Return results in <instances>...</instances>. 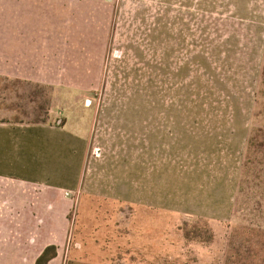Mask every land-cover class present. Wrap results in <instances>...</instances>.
Here are the masks:
<instances>
[{"label":"rangeland","instance_id":"1","mask_svg":"<svg viewBox=\"0 0 264 264\" xmlns=\"http://www.w3.org/2000/svg\"><path fill=\"white\" fill-rule=\"evenodd\" d=\"M43 116L88 139L85 174L128 152L171 204L55 199L49 264H264V0H0V124Z\"/></svg>","mask_w":264,"mask_h":264},{"label":"crops","instance_id":"2","mask_svg":"<svg viewBox=\"0 0 264 264\" xmlns=\"http://www.w3.org/2000/svg\"><path fill=\"white\" fill-rule=\"evenodd\" d=\"M88 144L85 136L62 125L0 124V241L18 247L20 254L22 246L31 247L33 241L38 245L37 238L43 242L37 255H26L25 261L36 263L47 247H56L50 243L54 223L49 218L55 199L78 192L125 207L162 211L169 206L159 170L155 174L143 164L142 172L135 174L128 152L119 170L99 166L93 175L85 174ZM25 194L28 201L24 198L22 207ZM6 197L12 207L4 205ZM68 211L61 212L64 219Z\"/></svg>","mask_w":264,"mask_h":264},{"label":"trees","instance_id":"3","mask_svg":"<svg viewBox=\"0 0 264 264\" xmlns=\"http://www.w3.org/2000/svg\"><path fill=\"white\" fill-rule=\"evenodd\" d=\"M19 84H21V81H18ZM24 85L32 87V85L29 82H23ZM38 86H35L37 88ZM39 117L38 119L36 118L35 121H33L31 124H48V121L46 119V116ZM261 143H264V141H258L255 137H250L247 143V153L245 155V160H246V165L253 163V159L257 153V149L263 148L264 145H261ZM256 151V152H255ZM253 155V156H252ZM245 165V166H246ZM57 256V248L55 246H50L47 247L42 254L38 257L37 261L35 264H49L51 260L56 258Z\"/></svg>","mask_w":264,"mask_h":264}]
</instances>
